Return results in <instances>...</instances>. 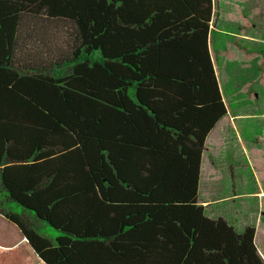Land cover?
Listing matches in <instances>:
<instances>
[{
    "label": "trees",
    "instance_id": "16d2710c",
    "mask_svg": "<svg viewBox=\"0 0 264 264\" xmlns=\"http://www.w3.org/2000/svg\"><path fill=\"white\" fill-rule=\"evenodd\" d=\"M211 17L212 0H0V205L21 208L0 216L33 260L264 264L254 226L198 204L205 140L227 116ZM39 18L69 23L71 49L25 64L22 24Z\"/></svg>",
    "mask_w": 264,
    "mask_h": 264
},
{
    "label": "rangeland",
    "instance_id": "374dc122",
    "mask_svg": "<svg viewBox=\"0 0 264 264\" xmlns=\"http://www.w3.org/2000/svg\"><path fill=\"white\" fill-rule=\"evenodd\" d=\"M218 5L215 0L213 29L230 26L232 33H242L237 30L235 17L231 16L228 24V14L224 13L227 9L222 8L221 14ZM21 31L25 40L17 58L25 64L30 60L48 62L70 52L72 29L69 23L45 18L26 19ZM229 37L222 34L224 40ZM259 52V57L241 59L228 53L218 55L210 47L227 116L205 140L198 199L201 205H207L205 216L210 219L222 218L237 232L246 225L254 226V242L264 261V49ZM98 58L96 53L90 59ZM69 71L70 66H63L57 74L62 76ZM2 207L0 205V209ZM4 209L21 213L16 204ZM32 222L38 233L51 242L60 235L42 222ZM23 242L17 229L0 216V260L8 263L10 257L17 256L23 261L28 260L26 264H42L28 252ZM18 263L24 264L18 260L10 262Z\"/></svg>",
    "mask_w": 264,
    "mask_h": 264
},
{
    "label": "crops",
    "instance_id": "0c3cea01",
    "mask_svg": "<svg viewBox=\"0 0 264 264\" xmlns=\"http://www.w3.org/2000/svg\"><path fill=\"white\" fill-rule=\"evenodd\" d=\"M217 2L219 4L218 6L220 7L219 9H221V14H223L222 8L224 9V11L225 9H227L224 13L226 15L228 14L226 18L228 20V24H230L231 22L230 19L231 16H234L235 23L238 24L236 25L238 26L237 30L242 31V33L241 32L238 34L232 33L230 31L231 29L230 26H227L228 27L227 29L224 28L213 29L212 19H213V10L215 7V0H212V17L210 23V47H212L214 52L218 55L219 53L221 54L228 53V55L232 56L233 58L237 56V58L242 57L241 59L252 56L257 57L260 54L259 51L261 49H264V0L262 1L261 0H257V1L217 0ZM232 20L234 21V19ZM222 34L226 36H231V38L229 37L227 40H224L222 38ZM234 118H236V116ZM224 119L225 118L220 120L215 125V127H217ZM215 127L213 128V130L215 129ZM200 171H201V166H200ZM198 204L201 205L199 203V199H198ZM201 206H203L204 214H205L207 205L203 204ZM254 244L256 246L258 253H260L259 247L256 245L255 242Z\"/></svg>",
    "mask_w": 264,
    "mask_h": 264
},
{
    "label": "water",
    "instance_id": "95a60500",
    "mask_svg": "<svg viewBox=\"0 0 264 264\" xmlns=\"http://www.w3.org/2000/svg\"><path fill=\"white\" fill-rule=\"evenodd\" d=\"M39 261L43 264V262L41 260H39Z\"/></svg>",
    "mask_w": 264,
    "mask_h": 264
}]
</instances>
